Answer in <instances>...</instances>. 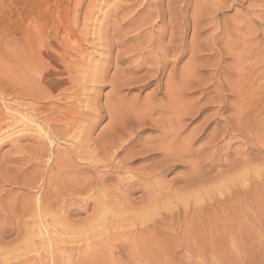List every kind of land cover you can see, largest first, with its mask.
Masks as SVG:
<instances>
[{
    "label": "rangeland",
    "instance_id": "rangeland-1",
    "mask_svg": "<svg viewBox=\"0 0 264 264\" xmlns=\"http://www.w3.org/2000/svg\"><path fill=\"white\" fill-rule=\"evenodd\" d=\"M92 1L93 0H0V195L2 197V198L0 197V204H1L0 215L1 216L3 215L5 217L3 218V216L2 217L0 216V219L1 220L6 219L8 226L11 223L10 226L13 227V225L15 226L16 223L18 222L21 223V221L26 220L23 215L24 212H26L27 210L31 211V209H33V207L37 205V201H41V212H42L41 233H43L44 235L43 236L41 234L42 235L40 241L41 245L39 244L37 246L38 249L40 246L41 250H38L37 252L34 251L33 245L36 244L39 240L36 237L31 236V234H28V238H30L27 240L28 246L30 245L29 241H31V243L34 244L33 245L31 244L32 247L30 246L29 249L25 250L26 254L24 252L22 253L21 251L12 252V249L16 245L15 242L19 240V238H17L18 236L17 233L20 234V231L17 230V232L7 237V239L1 241L3 242V244L1 243L3 246L5 244L6 245L8 244V246L10 247L8 249H10L11 251L6 256L5 255L2 256L0 254V261H2L3 258L5 259L8 258L11 259L10 261L13 264H16L21 259H27L30 264H36L38 261L39 264L40 263L41 264H81V263L82 264H154V263L155 264H264V217H263L264 216V167H262L264 165L263 162L264 150L261 151L262 148H264V146H262L264 142V134H263L264 133V77H263L264 76V31H263L264 17L262 18L261 16L257 17L259 14L258 11L263 10V8L260 7L263 6L262 5L263 3L262 2L260 3L259 1H257L258 3L257 2L255 3L254 1H248V0H242V1L240 0L237 1L236 0H180V1L152 0V2L151 0H149L150 2L148 0H135V1L134 0L133 1L96 0L94 2ZM174 2L177 3L179 2L178 4L176 3L177 6H175V8L174 5L176 4H174ZM249 2H251L252 4ZM169 3L171 5V9ZM185 4L187 5L185 6ZM248 5L250 7H248ZM119 6L121 7L119 8ZM201 7L204 8L201 9ZM255 8L257 10L259 8V10L255 11L256 10ZM168 10L171 11L169 12ZM210 10H212L211 13ZM147 11L148 13L151 14L153 13L154 16H155L154 13L165 14L163 22L158 24L157 27L146 26L143 29L136 31V28L140 25V22H143L148 18ZM197 11L199 12L196 13ZM85 12L87 14H84ZM169 13L170 14L172 13L174 16L170 21L171 23L173 22L172 23L173 25L171 24L172 27L169 24V18L167 16ZM201 13H203L201 19L203 20L205 16V19L207 20L204 19L203 20L204 22L201 21L202 23H199V25L196 26L194 25V19L196 16H198V14ZM256 13H258L257 16L255 15ZM89 14L91 15V17H89ZM84 15H88V20L83 17ZM75 16L78 21L76 20ZM212 18L215 20V22ZM71 23L73 24V27L69 28L70 26H72ZM208 23H210V25ZM240 26L243 27L241 28ZM225 28H227L228 31L226 29V32L224 33ZM99 33H101L102 37L103 36L105 37L106 41L99 39ZM170 34L172 35L173 38L171 40H174V42L172 41L173 45H170L171 44L169 40ZM246 35L248 37H246ZM63 36L64 38L65 36L66 37L68 36L67 39H69V42L71 41L70 42L71 44L75 42L74 41L75 39H77L75 43H81V46L83 45L82 48L83 51H85L83 53L84 54L86 53L85 56L86 55L88 56V57L86 56V59H89L91 57L90 58L91 61L97 64H103L105 61L104 58H109L112 62H114L115 58L118 59L121 57L123 58L124 56L122 55H126L127 59L129 58L134 62L138 59L137 57H139L140 54L137 55L130 54L131 56H129V54H124V52H127L130 49V47L131 48L138 46L144 48L148 47L144 50L142 55L144 56L145 59L148 55L149 58H153L155 60L154 61L153 59L150 60L147 57L148 60L146 59L145 62H143V60L139 59V61H141L144 64L145 68L141 69L138 73L134 74L135 80H134V76H132L134 81L132 82L134 84L132 83V85L126 86L122 92V96L125 97V103H126L123 112L125 113L127 118L122 112L123 115L121 119V126L122 128H124V130L127 133L132 135L133 134L137 135V140L140 143L150 142L154 140L158 136V133L156 131H153L154 128L151 125L148 124L141 125L137 123L136 120H134L136 119L135 117H137L135 111L137 112L138 110L144 109L145 108L144 104H147L150 101L151 102L153 101L154 102V103L152 102L153 104H157V102H161V101L163 102L165 100L164 93L166 90L165 86H167V81H169L168 76H171L172 79L174 77V80L176 79L178 83L180 82V80L177 79L179 73L182 70H185L186 77H188L189 80L187 82L188 83L187 87L189 86L190 89V90H186L188 88L185 89V91H187L186 99L188 103L190 102L199 103L197 105L198 108L200 107L202 109L201 107L202 105L205 106L204 104L207 105L209 104L207 103V101L209 102V100H212V98L215 99V100L213 99L212 104H209L211 106V110L204 111V113L202 112L200 117L197 119L187 118L185 120L184 123L187 125L185 127V134H191L195 128H200V125L202 124L204 117H207L209 116V114L211 115L214 113L215 116L218 117V118L215 116L211 117L208 124L206 126H203L204 129L201 128V130L199 129L197 130L198 131L196 132L197 136L193 139V143L191 142V147L194 150V153L187 158V161L189 160L188 161L189 163L185 162L186 159H183L180 161V163L174 162L170 164L169 167H171V169L167 171L160 178V183L165 184L164 186H166V190L169 191V193L171 192L177 193L179 189L180 190L184 189L186 185L196 183V185L198 186L195 187L198 188L201 187L200 190H197L200 196L199 198L201 204L195 207L193 204H188L189 208L192 207L196 208L205 205L206 206L205 209H207L209 204L210 209L208 208L209 212H207L209 213V217L214 220L219 218L218 220L223 222L226 218L225 214L229 211L228 205L232 202V200L229 199H231L232 195L233 194L235 195V192H237V190L235 189L238 188V190H240L243 188L244 185L248 184L249 182L250 188L251 186L252 188L249 189V191L251 192L248 191L246 195L248 196L249 199L248 200L249 207H251V209L249 210L250 220L247 221L248 224L250 225L249 226L250 232L247 242L245 244V248H241L237 250H230V249L224 250V248H222L221 250L219 249L217 251V254L215 253L213 255L209 254L208 253L209 251L207 252L202 251L199 254L198 253L196 254L195 252H189V250H185L183 245L180 243L181 241L180 237H176V235L172 237L171 234L165 233L164 235L167 238L166 245L168 244L167 245L168 247H166L165 250L164 249L155 250L157 248H153V250H149V249L143 250L142 251L143 253L134 252L129 254L128 251L125 250V247H123L124 244H127L129 246L130 244L137 242V244L139 243L141 245L142 241L145 240L147 242H152V244L155 246L159 245V247H162L164 243L160 242L162 240L161 238H160L161 240L157 238L155 241L156 237H151L147 234H145L146 236H143L145 237V239L143 238V240L140 239L141 236L139 234L132 236L130 235L129 237H126L122 232L125 231V229L116 230L113 224L108 223L106 225L105 224L106 222L103 220H101L100 222V219L96 217L98 216L99 210H101L102 208H108L109 206L104 205V206H100L101 209H97L100 207L96 208L97 205H95L96 204L95 202L99 201L101 198L100 197L101 195L99 193H97L99 194L97 197L95 193H94L95 195L94 194L92 195L89 201L90 205L88 204V207H86L82 203H79L78 201L79 198L75 195L76 193L73 194V191L71 189L74 187L73 184L74 185L78 184V186L77 185L75 186L78 189L80 188L83 179L87 178L89 180L90 178V180H95L96 179L95 177L100 175L98 174V172L101 173V171H103L104 169H101L100 167V169L98 168L99 171L95 173H92V171L83 170L84 169L83 166H86L85 168H88L90 166L89 162L87 163L86 161V164L89 165L87 166L84 160H80L77 157L75 158L74 154H72V152H74L75 145L73 146L71 143L72 142L73 144L76 143V146L80 144L76 140L73 141L74 138L68 139V141L70 140L68 142L67 140L66 141L61 140V137L55 134H54L55 137L53 136V133L56 132L57 130L54 131L56 126H52L53 123L51 122V119H54V116L58 115L56 113L60 112L62 107L66 108L69 105L70 103L69 100L67 101L61 100L62 101L61 102L59 100L61 95H57L58 92L57 94L53 92L54 90L53 87L49 85L47 86V91L49 90L51 92V95L53 94L52 96H55L53 97L55 100L51 98L50 101L47 100L43 102V104H41V40L42 41L45 40L49 42L51 45V49L54 52L55 49L57 48V44L59 45L60 42L62 43L64 41ZM107 36L109 38H107ZM111 37L112 39L110 40ZM215 37L218 38H216L215 40ZM158 38L159 40H157ZM219 38H220V42H219ZM107 39H109V41L111 42H109ZM213 39L215 42H213ZM150 40L153 41L157 40L158 42H160L159 44H161L163 48H160L162 47L161 45H159L160 47L157 46L159 47L158 48L159 51L157 50L156 52L157 47L154 46L156 43L152 41L153 43L152 46L151 42H148ZM106 42L107 44L111 43L112 45L111 51L113 52L107 53L106 51H104L101 45L105 46ZM174 44L177 47H180L181 45V47H183L184 51L186 52L183 55V57H181V59L180 58L178 59L177 57H176L177 59L172 58V56L178 50V48ZM168 45H170L171 47H169ZM224 45H226V47ZM166 46L168 48V51H166L167 62H163L160 60V57L163 56L164 53L163 49L166 48ZM224 47L230 51L227 50L226 52V49ZM175 48L177 49L175 50ZM160 49L162 50V53ZM105 52L107 54H105ZM249 53L250 55H248ZM155 54L157 56H155ZM236 55L239 57H236ZM175 59L177 60L176 62ZM240 59L241 60L243 59L242 60L243 62L240 61ZM156 60L159 61V63L161 61L160 65L163 67V68L161 67V72L162 71L163 72L162 74L160 72L159 76H155L153 72H149V71L147 72V70L151 69V67L155 68L153 67V65L157 66ZM163 63L165 65H163ZM234 63L236 64V66L238 65V67L236 66L233 67ZM118 64L119 65H117V67L119 70L121 69L123 70L125 69V67L129 66L127 61ZM234 69L237 70L238 74L237 72H234L235 71ZM113 71L114 68L112 69L110 68L108 70V74H107L108 77H111L113 75L112 73ZM228 72H229V76L227 77ZM232 72L235 74H233ZM172 74H174V76ZM236 75L237 76L239 75L238 78L236 77ZM224 76L227 77L228 79L233 78V80H235L236 78V81L241 80L239 79L241 77L243 79L247 78L245 80L248 85L245 83V80L243 82L241 80L240 82H242V84L236 81H233V83L229 82L231 85L233 84L231 87L229 83H226L230 80H228ZM191 78H193V80ZM249 81H251V83ZM235 82L237 84H235ZM191 83H194V85L190 86ZM220 85H222L223 87L221 86L219 88ZM242 87L243 89H241ZM110 91H111V85L109 83L107 84L105 83L104 86L102 85L98 88L96 94L98 93L97 103L99 107L104 106L106 103L112 102L111 97H109L111 101H109L106 98V96L109 95ZM69 95H67V98H70L71 100L73 98H76L75 95L73 94H69ZM217 96L219 97L223 96L224 99L222 98L221 100ZM227 97L229 98L227 99ZM235 97H239V98L233 100L235 99ZM76 99H83L84 101L85 96H78V98ZM143 100L145 101V103H143L144 102ZM53 101L56 103H54ZM239 101L241 103H244V106H246L245 108L246 110L244 111L245 118L248 117L247 121H249V123L253 125L252 126L253 128L251 127V124L249 125L248 123L249 129L240 128V130L239 129L236 130L235 128L234 129L232 128L231 130L229 131L227 130L225 132L223 130L222 125L224 122L226 123V121L229 122V120L232 117V113H233L232 110H234L236 107L239 106L237 105L240 104ZM151 102L150 104H152ZM222 105L225 107L222 109L223 113L221 110L216 112L217 108H219V106ZM41 106H42V111H41ZM136 107L138 110L136 109ZM59 108L61 109L59 110ZM49 112L53 114L55 112V114L51 115ZM250 112L252 118L249 115ZM8 115H10V117ZM45 115L48 116L46 117ZM157 115L159 114L157 113L153 114L151 118L156 119L158 117ZM48 117L49 119L50 117L52 118L49 120ZM100 117L101 118H99V120L95 123V125L92 126V129L90 130L88 137H90L92 141L96 140L98 142L99 140H101L100 144H102L103 141L106 140L105 138L108 137L107 129L109 127V122L104 112L100 114ZM4 118L5 119L8 118L11 121L8 119H7L8 121H6ZM15 119L16 121H19V123H17ZM1 121H3L2 122L3 126L1 124ZM216 121L217 123H215ZM5 124H7L8 127ZM47 125L53 129H51ZM243 129H245V131ZM102 130L105 133H103ZM246 130L249 132L248 134ZM259 130L260 131L262 130L261 133L259 132ZM223 131L228 135L223 133ZM212 132L216 134V137L213 136L215 134H213ZM233 132L236 133L233 134ZM250 132L252 133V135L250 134ZM257 132L259 133L258 135L260 136L257 135ZM101 133L104 134L105 136L101 135ZM244 133L246 136L244 135ZM223 134H225L228 137H226ZM219 135L221 136V138H219ZM229 135L230 136L235 135V136L234 137L231 136L230 138ZM256 135L258 136V138ZM252 136H254V138H252ZM212 137H214L215 139L217 138L215 145L219 149L214 144L211 143L210 139ZM226 138L227 139L230 138L233 140L230 139L227 140ZM102 139L105 140L102 141ZM244 139L245 140L248 139V141L251 140L249 142V144L251 145L250 146L248 145L250 151L249 149L246 150V147L244 146V142H245ZM188 140H186V144L187 142L190 143L189 142L190 140L189 141ZM243 140L244 142H242ZM92 141L90 140L89 143L90 146L92 145V148H94L95 145L97 146L98 143L100 142L99 141L97 143L96 141L95 142ZM208 143H210L209 144L210 146L208 145ZM236 147L238 148V150ZM129 148H130L129 151L138 150V148L134 146ZM241 149L243 150V152ZM79 150L80 151L82 150V152L84 150L87 151V149L83 150L82 148H79ZM211 152L212 154H210ZM58 153L59 155H61L60 153H62L65 156V158L73 162V163L71 162L72 163L71 167H73L72 169H70L71 173L67 171L66 172L67 174L66 173L62 174L60 172L59 174L61 175L56 174L58 171L54 163L55 160L54 156L57 155ZM260 158H262L263 160L262 159L260 160ZM255 159L260 160L258 165H256L257 163L254 162ZM192 160L194 161L192 162ZM243 160L245 164L246 161L248 162L250 161L248 164L249 166H246L248 173H250L248 174L249 181L243 183L244 181L242 179H237L233 182V185H235L233 186L232 182L230 181L228 182L227 180L231 179V176L234 175L235 170H236L235 174L237 171L239 172L238 175L243 174L242 173V171L244 170L243 167L240 168L241 165L238 166V164H242L241 161ZM150 162L151 161H148V163L147 161L138 162L135 163L133 166H131V168H139L140 166H144L146 164H149ZM74 163H76L78 167L74 166L75 165ZM192 164L193 165L195 164L194 174L193 172L192 173L189 172V170L191 171V168H189V166L193 167ZM236 167L238 168V170ZM76 168H80V169H76ZM254 168L255 171L253 172L252 170H254ZM110 170L113 171L112 168H110ZM256 170H258L257 173ZM74 171H76L77 174ZM199 173H201L202 175ZM230 173L232 174L230 175ZM116 174L117 173L115 171V175ZM224 174H227L226 177ZM228 175L230 176L227 177ZM257 175H260L259 176L260 178L257 177ZM57 176H60L59 178L62 179L60 180L58 178L60 181L58 179L56 181ZM65 176H67V179H64L66 178ZM52 177H55V179L53 180ZM190 177L191 178L193 177V180L192 179L190 181L186 180ZM250 177H252L253 181L251 180ZM68 179H70L69 181H71L72 179V182L74 183L71 182L72 183L71 184L70 182H68ZM258 179L260 180L258 181ZM54 181L55 183L57 182V184H54L53 183ZM260 181L263 183V185L261 184ZM224 182L226 183L224 184ZM104 184H106L104 185L105 187L107 186L111 187L113 186L112 184L115 183L114 181L111 182V180H107V181L105 180ZM256 184L259 186L258 188ZM55 185L57 186V188ZM58 186L59 188L60 187L61 188L58 189ZM69 187L72 194L69 191ZM177 188L179 189L177 190ZM217 189L220 191H218ZM68 192L70 193V195ZM230 192H232L233 194ZM214 194L216 196H214ZM56 196L59 198L58 201ZM93 196L95 199L93 198ZM143 196H144L143 192L136 189L129 195L128 197L130 199L129 202L134 205L138 204V206H140L143 203V199H144ZM172 197L173 195H170L169 199L168 197L163 199V202L164 200L165 201L168 200V202H166V204L164 202V204L157 207L158 208L157 211L155 210L151 212V216L154 215L153 217H155L154 219L159 218L157 214L160 212H164V213H168L169 211L175 212L179 208L182 212L183 208L188 209V206H185V204H182V202L180 201L176 202L175 200H172ZM194 198L195 197H191L188 199V201L192 203V201L194 202L193 200ZM54 199H56V201ZM68 199L70 200V202L71 201L73 202L67 204L66 202L69 203V201H67ZM57 202L58 204L59 202L61 204L58 205ZM179 203L181 204L180 207H179ZM241 203L244 204V201H241ZM25 204H27V207ZM66 204L69 205V207H67ZM211 204L213 205V207ZM60 205L62 210L60 208ZM22 207H24V209ZM225 207H227V209ZM242 208L246 210L245 206H243ZM21 209L25 211H22ZM6 210L7 212H5ZM1 211L4 213H2ZM95 212L97 213V215ZM5 213L7 214V217ZM20 214L23 215L24 217L22 220H18V218L21 219ZM93 214L94 216L96 215L95 216L96 218L93 216ZM11 215L14 219L9 220L8 217H10ZM182 216L183 215H180L179 219H181ZM29 221H28V228H32V226L34 225L31 221L30 222ZM90 221L94 223H90ZM174 221H175L174 223H176L177 225L175 219ZM129 222L130 220H125L124 222L122 221L119 224H129ZM260 222H262L263 224L262 227L260 226ZM87 225L89 227H87ZM104 226H106L107 228L105 227L106 228L105 229ZM223 228L225 229L226 227H221V224L219 227L217 226V230L218 232H220V235L222 236H223L222 232L224 230ZM112 231L115 233H113ZM45 232L46 234H44ZM116 233H118V235ZM115 235L116 237H118L117 239H114L116 238ZM131 240L134 242H132ZM221 240L223 241V244H228L226 240L223 239ZM112 242L113 244H110ZM97 255H99V257H97ZM16 256L17 259H15Z\"/></svg>",
    "mask_w": 264,
    "mask_h": 264
},
{
    "label": "bare ground",
    "instance_id": "bare-ground-1",
    "mask_svg": "<svg viewBox=\"0 0 264 264\" xmlns=\"http://www.w3.org/2000/svg\"><path fill=\"white\" fill-rule=\"evenodd\" d=\"M96 0H93L92 2H94ZM129 1H133V0H129ZM128 1V2H129ZM135 1V0H134ZM149 1V0H148ZM170 1V0H169ZM172 1V0H171ZM180 1V0H179ZM237 1V0H236ZM242 1V0H240ZM248 1H254L255 3L257 1H259L260 3L262 2L263 6H260L263 8V10H258L256 9L255 11H258V13H256L255 15L258 16L257 17H264V0H248ZM150 2V1H149ZM152 2V0H151ZM247 2V1H246ZM148 3V2H147ZM167 3V2H166ZM177 2H174V4H176ZM179 3V2H178ZM177 3V4H178ZM251 3V2H249ZM258 3V2H257ZM120 4V3H119ZM131 4V3H130ZM151 4V3H150ZM157 4V3H156ZM173 4V2H172ZM174 5V8L175 6ZM181 4V3H180ZM252 4V3H251ZM126 5V4H125ZM168 5V4H167ZM170 5V3H169ZM187 4H185L186 6ZM127 6V5H126ZM258 6V5H257ZM117 7V6H116ZM121 6H119L120 8ZM125 7V6H124ZM248 7H250L248 5ZM252 7V5H251ZM128 8V7H127ZM177 8V7H176ZM181 8V7H179ZM184 8V6H183ZM186 8V7H185ZM204 8V7H201V9ZM206 8V7H205ZM143 9V8H142ZM170 9H171V5H170ZM178 9V8H177ZM248 9V8H247ZM208 10V8H207ZM169 11V10H168ZM171 11V10H170ZM169 11V12H170ZM172 11H175V10H172ZM178 11V10H177ZM180 11V10H179ZM200 11V10H199ZM199 11H197L196 13H198ZM212 10H210V13H211ZM87 12V11H86ZM84 13V14H87V13ZM150 12V11H149ZM151 12H154V11H151ZM164 12V11H163ZM202 12V10H201ZM148 13V11H147ZM173 13V12H172ZM168 14V18H169V24L171 26V19L174 17L173 14ZM215 13V12H214ZM253 13V12H252ZM255 13V12H254ZM83 14V13H82ZM81 14V15H82ZM92 14V13H91ZM155 16L153 15V13H148V18L146 20H144L143 22H140V25L136 28V31L138 30H141L143 29L144 27L146 26H155L157 27L158 24L162 23L163 22V19L165 17V14H156L154 13ZM203 13L201 14H198V16L195 17L194 19V25H199V23H202L201 21H203L205 19V16H204V19L202 20L201 19V16ZM216 14V13H215ZM206 15V14H205ZM254 15V14H253ZM82 17V16H81ZM85 19L88 20V15H84L83 16ZM89 17H91V15L89 14ZM207 17V16H206ZM211 17V16H210ZM76 18V16H75ZM74 18V19H75ZM80 18V17H79ZM91 19V18H90ZM145 19V18H144ZM175 19V18H174ZM173 19V20H174ZM210 19V18H209ZM213 19V18H212ZM77 20V18H76ZM75 20V21H76ZM85 20V21H87ZM176 20V19H175ZM207 20V19H205ZM214 20V19H213ZM247 20V19H246ZM78 21V20H77ZM90 21V20H89ZM210 21V20H209ZM249 21V20H248ZM247 21V22H248ZM264 21V20H263ZM204 22V21H203ZM212 22V20H211ZM215 22V20H214ZM246 22V21H245ZM68 23V22H67ZM78 23V22H76ZM120 23V22H119ZM124 23V22H123ZM165 23V22H164ZM240 23V22H239ZM244 23V22H243ZM69 24V23H68ZM72 24V23H71ZM74 24V22H73ZM73 24L72 26H70L69 28L73 27ZM210 25V23H208ZM247 24V23H246ZM249 24V23H248ZM66 25V24H65ZM77 25V24H76ZM75 25V27H76ZM173 25V24H172ZM244 25V24H243ZM195 26V27H196ZM263 26V25H262ZM66 27V26H65ZM172 27V26H171ZM194 27V28H195ZM199 27V26H198ZM241 28L243 26H240ZM245 27V26H244ZM60 28V27H59ZM240 28V29H241ZM264 28V27H263ZM73 29V28H72ZM226 29L225 28V31L224 33L226 32ZM64 30V29H63ZM85 30V29H84ZM110 30V29H109ZM120 30V29H119ZM174 30V29H172ZM115 31V30H114ZM216 31V30H215ZM228 31V29H227ZM255 31V30H254ZM262 31V30H261ZM264 31V29H263ZM79 32H82V31H79ZM134 32V31H133ZM142 32V31H141ZM231 32V31H230ZM65 33V32H64ZM72 33V32H71ZM106 33V31H105ZM171 33V32H170ZM196 33V32H195ZM228 33V32H227ZM226 33V34H227ZM256 33V32H255ZM58 34V33H57ZM69 34V32H68ZM67 34V35H68ZM103 34V33H102ZM173 34V33H172ZM229 34V33H228ZM122 35V34H121ZM174 35V34H173ZM84 36V34H83ZM106 36V35H105ZM137 36V35H136ZM170 36V37H169ZM168 37L170 38V45H173L172 44V41L174 42V40H171L173 39L172 38V35L170 34ZM212 36V35H211ZM234 36V35H233ZM232 36V37H233ZM252 36V35H251ZM68 37V36H67ZM67 37L63 36L64 38V41L58 45L57 44V48L55 49V51L53 52L52 49H51V45L49 42L45 41V40H41V104H43V102L49 100L55 96H52L51 95V92L48 90L47 91V86L51 85L53 87V92H55L57 95H61L59 100L61 101H67L69 100V105L66 107V108H59L60 112L56 113L58 115H55L54 116V119H51L52 117H50L51 119V123L52 126H56L54 131L56 132H52L53 133V136L54 134L61 137V140H64V141H68V139H73L76 140L80 145L76 146V143L73 144V142L71 143L73 146L75 145V149H74V152H72V154H74L75 158H79L80 160H84L85 161V164H86V161L87 163L89 162V166L88 168H85L86 166H83L84 169L83 170H88V171H92V173H95L98 170V168L100 169H104L103 171H101V173L98 172V175L97 177H95L96 179L95 180H89L86 178V179H83V182L81 183L80 185V188L77 189V187H75L76 185L78 186V184L71 186L73 188L72 191H73V194H75L79 199V203H82L84 204L86 207H88V204L90 205V198L92 197V195L95 193L96 194V197L100 194L101 198L99 201L95 202L97 205V207H100V206H109L108 208H97V209H101L99 210V213H98V216L96 212V217H98L100 219V222L101 220L105 221L104 223L107 225L108 223L110 224H113V226L115 227V229H125V231H122L124 233V235L126 237H129L130 235H136V234H139L141 237L140 239L143 240V238L145 239V237L143 236H146L145 234L151 236V237H156L155 238V241L156 239L158 238L159 240H161L160 242L164 243L162 247H159L158 246H155L152 244V242H147L145 240L142 241L141 245L137 242L135 243L132 238V244H130L129 246L127 244H124L123 247H125V250L128 251L129 254L131 253H134V252H139L141 253L143 250H153V248H157L155 250H160V249H166V247H168L166 245L167 243V238L166 236L164 235L165 233H169L172 235V237L174 235H176V237H180V243L183 245V247L185 248V250H189V252H195L196 254L202 252V251H209L208 253L209 254H217V251L222 248H224V250H227V249H230V250H237V249H241V248H245V244L247 242V239L249 237V224L247 221L250 220V212L249 210L251 209V207H249V203H248V196L246 195V193L249 191L250 188V184H249V179H248V170H247V167L246 166H249V162L246 161V164L243 161H241V163L243 164H238L241 165L240 168L243 167L244 170L246 171H242L243 174L241 175H238L239 172L235 174V171H234V175L231 176V179L230 180H227L228 182H232V185H233V182L237 179H242L244 182L243 183H246L248 182V184L244 185L242 189L237 190V192H235V195L232 193V198L229 199V200H232V202L228 205L229 207V211L225 214L226 218L225 220L222 222V221H219L218 219L214 220V219H211L209 217V212L208 211V208L210 207V205L208 204V208H206V206H201V207H196V208H189V205L188 204H193L194 207L201 204L200 202V196L197 192V190H200V188L198 187H195V186H198L196 185V183L194 184H188L184 187V189L180 190L179 188H177L178 192L177 193H169V191L166 190V186H164L165 184L164 183H160V178L167 172L171 169L170 164L174 163V162H179L183 159H186L185 162L189 163L187 161V158L189 156H191L193 153H194V150L192 149L191 147V142L193 143V139L197 136L196 135V132H198L197 130H201V128H203V126H206L208 124V122L210 121L211 117H214L215 116V113L214 114H209V116L207 117H204L203 118V121H202V124L200 125V128H195L193 130V134H185V127L187 126L184 122L187 118H199L201 113L204 111H207V110H211V106L209 104H212L213 103V99L212 100H209V102L207 101V103H209L208 105L207 104H204L205 106H201L202 109L198 108L197 105L199 103H188L187 101V95H186V90H190L189 89V86L187 87L188 85V77H186V73H185V70H182L180 73H179V76H178V80H180V82L177 83V80L175 79L174 80V74H172L173 76V79L171 78V76H168L169 78V81H167V86L166 87V90H165V93H164V101L162 102H157V104H153L151 101L152 104L146 103L147 104H144V109H141V110H138L137 107L136 109L138 110L137 112L135 111V114L137 117H135L136 119V122L141 124V125H145V124H148V125H151L154 130L153 131H156L158 133V136L150 141V142H144V143H140L138 142L137 140V135H132V134H129L127 133L124 128H122L121 126V119H122V112L124 111V107H125V97L122 96V92H123V89L128 86V85H132V83L134 82L133 81V78L132 76H134L135 73H138L141 69L145 68L144 67V64L139 61V59L143 60V62H145L146 59L144 58V56L142 55V53L144 52V50L148 47H141V46H138V47H130V49L127 51V52H124V54H129V56H131L130 54H140L139 57H137L138 59L136 61H132L130 60L129 58L127 59L126 58V55H122L124 56L123 58H115V61L112 62L109 58H104L105 61L103 64H97V63H93L91 61V57L89 59H86V56L83 52V48L81 46V43H75L77 39H75L74 43H70L69 42V39H67ZM104 37V36H103ZM101 33H99V39L100 40H103V41H106L105 37L103 38ZM120 37V36H119ZM159 37V36H158ZM174 37V36H173ZM231 37V36H230ZM229 37V38H230ZM246 37H248L246 35ZM61 38V37H60ZM84 38V37H82ZM107 38H109L107 36ZM161 38V36H160ZM211 38V37H210ZM216 38L218 37H215V40ZM228 38V37H227ZM237 38V37H236ZM254 38V37H253ZM112 39V37L110 38V40ZM124 39V38H122ZM249 39V38H248ZM255 39V38H254ZM60 40V39H59ZM81 40V39H80ZM79 40V41H80ZM109 41V39H107ZM159 40V38L157 39ZM153 41V40H150L148 42H151V45L153 46V42H155L154 46L157 47L161 44H159L160 42L158 41ZM230 40V39H229ZM252 40V39H251ZM123 41V40H122ZM73 42V40H72ZM111 42V41H109ZM121 42V41H120ZM168 42V41H167ZM213 42L214 39H213ZM218 42V41H217ZM219 42H220V38H219ZM227 42V41H226ZM238 42V41H237ZM103 43V42H102ZM114 43V42H112ZM118 43V42H116ZM222 43V42H221ZM225 43V42H223ZM242 43V42H241ZM106 45L102 46V48L104 49V51H106L107 53H110V52H113L111 51V43H108L107 42L105 43ZM215 44V43H214ZM229 44V43H228ZM232 44V43H230ZM239 44V43H238ZM243 44V43H242ZM115 45V44H114ZM144 45V44H142ZM147 45V44H146ZM170 45H168L169 47H171ZM175 45V44H174ZM199 45V44H198ZM151 46V47H152ZM162 46V45H161ZM176 46V45H175ZM201 46V45H200ZM226 47V45H224ZM230 46V45H228ZM227 46V47H228ZM258 46V45H257ZM115 47V46H114ZM150 47V46H149ZM154 47V48H155ZM160 47V46H159ZM156 48V52L158 50V48ZM165 47V46H164ZM177 47V46H176ZM224 47V48H225ZM253 47V46H252ZM101 48V47H100ZM160 48H163L160 47ZM167 48V46H166ZM164 48L163 49V56L160 57V60L163 61V62H167V52L168 51V48L166 49ZM174 48V47H173ZM178 50H177V54L175 53L172 58H180L183 57V55L186 53L183 49V47H177ZM175 48V50L177 49ZM233 48V47H232ZM231 48V49H232ZM171 49V48H170ZM169 49V50H170ZM226 49V48H225ZM256 49V48H255ZM259 49V48H258ZM161 50V49H160ZM196 50V49H194ZM214 50V49H213ZM228 49H226V52H227ZM250 50V49H249ZM103 51V50H102ZM103 51V52H104ZM159 51V50H158ZM172 51V50H171ZM170 51V52H171ZM198 51V50H197ZM215 51V50H214ZM230 51V50H228ZM243 51V50H242ZM255 51V50H254ZM105 52V54H107ZM241 52V51H240ZM250 52V51H249ZM43 53V54H42ZM118 53V52H117ZM155 53V52H154ZM161 53H162V50H161ZM172 53V52H171ZM170 53V54H171ZM194 53V51H193ZM197 53V52H196ZM195 53V54H196ZM211 53V52H210ZM229 53V52H228ZM246 53V52H245ZM259 53V52H258ZM263 53V52H262ZM45 54V55H44ZM152 54V53H151ZM233 54V53H231ZM242 54V53H240ZM109 55V54H108ZM162 55V54H161ZM235 55V54H234ZM250 55V53L248 54ZM110 56V55H109ZM143 56V57H142ZM155 56H157L155 54ZM170 56V57H171ZM246 56V55H245ZM88 57V56H87ZM104 57V56H103ZM106 57V56H105ZM118 57V56H117ZM235 57V56H234ZM236 57H239L236 55ZM149 58V57H148ZM176 58V59H177ZM249 58V56H248ZM150 60L153 59V58H149ZM175 59V62L177 61ZM245 59V57H244ZM251 59V58H250ZM93 60V59H92ZM148 60V59H147ZM155 59H153L154 61ZM235 60V58H234ZM243 60V59H242ZM240 59V61H242ZM126 62L128 63L129 66L125 67V69H121L119 70L117 65H119L118 63H123V62ZM132 61V62H131ZM160 61V63H161ZM169 61V60H168ZM232 62V61H231ZM236 62V61H234ZM243 62V61H242ZM100 63V62H99ZM154 63V62H153ZM152 63V64H153ZM159 61L156 60V65H153V67L155 68H152L151 69H148L147 72H153L155 76H159L160 72H161V65H160ZM189 63V62H188ZM215 63V62H214ZM146 64V63H145ZM155 64V63H154ZM190 64V63H189ZM240 64V63H239ZM243 64V63H242ZM241 64V65H242ZM163 65H165L163 63ZM167 65V64H166ZM146 66V65H145ZM152 66V65H151ZM236 64L234 63L233 67H235ZM150 67V66H149ZM183 67V66H182ZM238 67V65L236 66ZM112 69L114 68V71L112 72L113 75L111 77H108V70L109 69ZM163 68V67H162ZM184 68V67H183ZM191 68V67H190ZM247 68V67H246ZM250 68V67H248ZM191 70V69H189ZM235 70V71H234ZM233 71L234 72H237L236 69H234ZM193 71V70H191ZM256 71V70H254ZM163 72V71H162ZM161 72V74H162ZM171 72V71H170ZM220 72V71H219ZM242 72V71H241ZM173 73V72H172ZM189 73V71H188ZM231 73V72H230ZM233 73V72H232ZM192 74V73H191ZM190 74V75H191ZM227 74V73H226ZM235 74V73H233ZM232 74V75H233ZM238 74V72H237ZM240 74V73H239ZM243 74V73H242ZM189 75V76H190ZM241 75V74H240ZM251 75V74H250ZM151 76V75H150ZM153 76V75H152ZM162 76V75H161ZM229 76V72H228V75L227 77ZM239 76V75H238ZM238 76L236 75V77L238 78ZM243 76V75H242ZM141 77V76H140ZM139 77V78H140ZM191 77V76H190ZM225 77V76H224ZM225 77V78H227ZM231 77V76H230ZM241 77V76H240ZM256 77V76H255ZM264 77V76H263ZM161 78V77H160ZM214 78V77H213ZM224 78V79H225ZM235 78V76H234ZM258 78V77H257ZM141 79V78H140ZM193 80V78H191ZM222 79V80H224ZM228 79V78H227ZM232 79V81H231ZM231 79H228L230 81L226 82V83H233V81H236V78L235 80H233V78ZM242 80V82L247 79H243L242 77L239 78ZM249 79V78H248ZM253 79V78H252ZM134 80H135V76H134ZM174 80V81H173ZM191 80V81H192ZM195 80V79H194ZM221 80V81H222ZM238 80V79H237ZM241 80L239 81H236V82H240ZM250 80V79H249ZM254 80V79H253ZM133 81V82H132ZM216 81V80H215ZM214 81V82H215ZM227 81V80H226ZM198 82V81H197ZM235 82V84H237ZM242 82H240L242 84ZM251 83V81H249ZM107 84L109 83L111 85V91L109 92V95L106 96V98L110 100L109 97H111L112 99V102L111 103H106L105 101V105L102 106V107H99L98 106V103H97V98H98V93L96 94V91H98V88L100 86H104V84ZM165 83V82H164ZM195 83V82H194ZM194 83H191L190 86L194 85ZM221 83V82H220ZM229 83V84H230ZM245 83L247 84L246 80H245ZM249 83V85H250ZM134 84V83H133ZM218 84V83H217ZM224 84V83H223ZM233 85V84H232ZM232 85L230 84V86L232 87ZM240 85V84H239ZM248 85V84H247ZM222 85L219 86V88L221 87ZM225 86V85H224ZM227 86V84H226ZM246 86V85H245ZM110 87V86H109ZM223 87V86H222ZM229 87V85H228ZM244 87V86H243ZM243 87L241 89H243ZM247 87V86H246ZM240 89V88H239ZM237 90V89H236ZM246 90V89H245ZM222 91V90H221ZM108 93V92H107ZM248 93V92H247ZM258 93V92H257ZM55 94V95H56ZM69 94H73L75 95L76 98H78V96H85V99L83 101V99H76V98H73L72 100L70 98H67V95ZM244 94V93H243ZM254 95V93H253ZM70 96V95H69ZM68 96V97H69ZM125 96V95H124ZM226 96V95H225ZM247 96V95H246ZM57 97V96H56ZM72 97V96H71ZM147 97V96H146ZM218 98H220L222 100V98L224 99L223 96L219 97L217 96ZM145 98V97H144ZM229 97H227L228 99ZM236 98H239V97H235V99L233 100H236ZM249 98V96H248ZM54 99V98H53ZM105 99V98H104ZM55 100V99H54ZM215 100V99H214ZM58 101V102H60ZM61 101V102H62ZM129 101V100H128ZM133 101V100H132ZM144 101V100H143ZM242 101V100H241ZM54 102V101H53ZM103 102V103H104ZM235 102V101H234ZM240 102V101H239ZM49 103V102H48ZM56 103V102H54ZM145 103V101L143 102ZM142 103V104H143ZM45 104V103H44ZM59 104V103H58ZM134 104V103H133ZM237 104V103H236ZM48 105H51V104H48ZM55 105V104H54ZM67 105V103H66ZM141 105V104H140ZM138 105V106H140ZM220 105V104H219ZM239 105L238 107H236L232 113V117L231 119L228 121H226V123L224 122L223 123V130L226 132L227 130H231L232 128L236 129V130H240V128H245V129H249L248 128V123L249 121H247V118H245V108L246 106H244V103H241L240 104H237ZM227 106V105H226ZM50 107V106H49ZM65 107V106H64ZM234 107V106H233ZM232 107V108H233ZM51 108V107H50ZM216 108V106H215ZM225 108L223 105L222 106H219V108H217L216 112L218 111H222V109ZM263 108V107H262ZM261 108V109H262ZM52 109V108H51ZM53 110V109H52ZM202 110V111H201ZM41 111H42V106H41ZM62 111V112H61ZM250 111V110H249ZM105 113L107 118H108V122H109V127L107 129V138L105 139H102L105 140L103 141L102 144L101 143V140H99L97 143L98 145L94 148H92V145L90 146V140L92 141V139L89 136V133H90V130L92 129V126L95 125V123L99 120L100 117V114L102 113ZM130 112V111H128ZM247 112V111H246ZM51 115L53 113L49 112ZM124 113V112H123ZM159 114L157 115L158 117L156 119H152L151 116L153 114ZM220 113V112H219ZM223 113V111H222ZM55 114V112H54ZM53 114V115H54ZM134 114V113H133ZM248 114V113H247ZM246 114V115H247ZM4 115V114H3ZM43 115V114H42ZM125 115V113H124ZM131 115V114H130ZM249 115L251 116L252 118V115H251V112L249 113ZM10 117V115H8ZM46 116V115H45ZM48 116V115H47ZM46 116V117H47ZM50 116V115H49ZM133 116V115H132ZM248 116V115H247ZM6 117V115H5ZM126 117V115H125ZM217 117V116H215ZM220 117V116H219ZM3 118V117H2ZM127 118V117H126ZM218 118V117H217ZM216 118V119H217ZM5 119V118H4ZM6 118L5 120L8 121L10 119ZM43 119V117H42ZM49 119V117H48ZM49 119V120H50ZM226 119V118H225ZM229 119V118H228ZM262 119V118H261ZM2 120V119H1ZM14 120V118H13ZM20 120V119H19ZM47 120V119H46ZM48 120V121H49ZM224 120V119H223ZM253 120V119H252ZM11 121V120H10ZM16 121V119H15ZM43 121V120H41ZM46 121V122H48ZM215 121V120H214ZM225 121V120H224ZM3 121H1V124H2ZM17 123H19V121H16ZM50 122V121H49ZM251 122V121H250ZM7 123V122H6ZM14 123V122H13ZM16 123V124H17ZM23 123V121H22ZM45 123V122H44ZM43 123V124H44ZM217 123V121L215 122ZM221 123V122H220ZM219 123V124H220ZM8 124V123H7ZM5 124L7 127L8 125ZM225 124V125H224ZM251 123H249L250 125ZM4 125V126H5ZM46 125V124H45ZM220 125V126H221ZM3 126V124H2ZM48 126V125H47ZM253 125L251 124V127ZM11 127V126H10ZM50 127V126H48ZM47 127V128H48ZM199 127V126H198ZM250 127V126H249ZM6 128V127H5ZM51 128V127H50ZM49 128V129H50ZM253 128V127H252ZM250 128V129H252ZM53 129V128H51ZM105 129V128H104ZM204 129V128H203ZM222 129V128H221ZM220 129V130H221ZM245 129H243L245 131ZM259 129V128H258ZM219 130V131H220ZM52 131V130H51ZM223 131V133H225ZM235 131V130H234ZM243 131V132H244ZM247 131V130H246ZM250 131V130H249ZM262 131V130H261ZM261 131L259 130V132L261 133ZM103 132V130H102ZM222 132V131H221ZM238 132V131H237ZM242 132V131H241ZM254 132V131H253ZM105 133V132H103ZM139 133V132H138ZM213 133V132H212ZM236 132H233V134H235ZM249 132L247 131V134ZM255 133V132H254ZM215 134V133H213ZM212 134V135H213ZM220 134V133H219ZM227 134V133H225ZM223 134V135H225ZM230 134V133H229ZM250 134L252 135V133L250 132ZM259 133L257 132V135ZM264 134V133H263ZM42 135V134H41ZM101 135L105 136L104 134L101 133ZM100 135V136H101ZM228 135V134H227ZM238 135V133H237ZM245 135V133H244ZM256 135V136H257ZM56 136V137H57ZM91 136V135H90ZM156 136V135H155ZM216 137V134L213 135ZM226 136V135H225ZM230 136V135H229ZM232 136V135H231ZM230 136V138H231ZM235 136V135H234ZM232 136V137H234ZM243 136V135H242ZM246 136V135H245ZM244 136V137H245ZM255 136V135H254ZM254 136H252V138H254ZM260 136V135H258ZM257 136V138H258ZM42 137V136H41ZM55 137V136H54ZM102 137V136H101ZM211 137V135H210ZM209 137V138H210ZM218 137V135H217ZM228 137V136H226ZM242 137V138H244ZM58 138V137H57ZM90 138V139H89ZM189 138V140H188ZM200 138V137H199ZM219 138H221V136L219 135ZM224 138V137H223ZM230 138H226L227 140H229ZM248 138V136H247ZM256 138V140H257ZM263 138V137H262ZM217 139V138H216ZM216 139L214 137H212L210 140H211V143L215 145V142H216ZM225 139V140H226ZM246 139V138H245ZM244 139V140H245ZM186 140H188L190 143L187 142L186 144ZM192 140V141H191ZM223 140V139H222ZM230 140H233V139H230ZM235 140V139H234ZM242 140V139H241ZM244 140L242 142H244ZM250 140V139H249ZM255 140V139H254ZM70 141V140H69ZM68 141V142H69ZM75 141V142H76ZM95 141H92V142H95ZM205 141V140H204ZM251 141V140H250ZM248 139L245 140L244 142V146L246 147V150L249 149L248 145L250 146L251 144H249ZM210 142V141H209ZM224 142V141H223ZM227 142V141H225ZM253 142V141H252ZM251 142V143H252ZM258 142V141H257ZM64 143V142H63ZM67 143V142H66ZM95 143V144H97ZM222 143V141H221ZM234 143V142H233ZM70 144V145H71ZM210 143H208L209 145ZM243 145V144H242ZM137 147L138 150L136 151H129V147ZM210 146V145H209ZM212 146V145H211ZM216 146V145H215ZM223 146V145H221ZM220 146V147H221ZM262 146H264V142L262 144ZM217 147V146H216ZM245 147H244V150H245ZM72 148V147H71ZM79 148H82L83 150L84 149H87V151H83L82 150L80 151ZM214 148V147H213ZM218 148V147H217ZM237 148V147H236ZM43 149V148H42ZM62 149V148H61ZM72 149V150H73ZM78 149V150H77ZM208 149V148H207ZM219 149V148H218ZM204 150V149H203ZM215 150V149H214ZM217 150V149H216ZM221 150V149H220ZM238 150V148H237ZM242 150V149H241ZM264 148H262L261 151H263ZM62 151V150H61ZM60 151V152H61ZM91 151V152H89ZM207 151V150H206ZM250 151V149H249ZM252 151V150H251ZM63 152V151H62ZM209 152V150H208ZM240 152V151H239ZM243 152V150H242ZM247 152V151H246ZM65 153V152H64ZM124 153V154H123ZM238 153V152H237ZM61 155H59V153L57 155H55V160H54V163H55V166L57 167V173L56 174H59L62 173H66L67 171L70 172V169H72L73 167H71L72 165V161L68 160L67 158H65V156L60 153ZM71 154V153H70ZM100 154V155H99ZM212 154V152L210 153ZM247 154V153H246ZM264 154V152H263ZM66 155V154H65ZM100 157H99V156ZM195 155V154H194ZM57 156V157H56ZM216 156V155H215ZM74 158V159H75ZM157 158V159H156ZM240 158V157H238ZM156 159V160H155ZM252 159V158H251ZM262 158H260L261 160ZM256 160V159H255ZM254 160V162H256L258 165V163L260 162L259 159H257L256 161ZM259 160V161H258ZM263 160V159H262ZM51 161V160H50ZM78 161V160H77ZM146 162L148 163V161H151L149 164H146L144 166H140L139 168H131V166H133L135 163H138V162ZM194 160H192L193 162ZM72 162V163H71ZM197 162V161H196ZM238 162V161H237ZM240 162V160H239ZM264 162V161H263ZM84 163V162H82ZM195 163V162H194ZM75 164V165H74ZM73 165L78 167L76 165V163H74ZM263 164V163H262ZM261 164V166H262ZM191 165V164H189ZM193 165V164H192ZM218 165V164H217ZM253 165V164H252ZM260 165V164H259ZM80 166V165H79ZM251 166V165H250ZM55 167V168H56ZM82 167V168H83ZM113 169L110 170V168ZM264 167V165L262 166ZM189 168H191V171L189 170L190 173L193 172L194 174V169H195V164L193 165V167L189 166ZM216 168V167H215ZM230 168V167H229ZM237 168V167H236ZM75 169V168H74ZM76 169H80V168H76ZM235 169V168H234ZM198 170V169H197ZM196 170V172H197ZM238 170V168H237ZM115 171L116 174L115 175ZM202 171V170H201ZM253 172L255 171V168L254 170H252ZM258 170H256V173H257ZM76 173V171H74ZM232 172V171H231ZM251 172V173H253ZM71 173V172H70ZM80 173V171H79ZM233 173V172H232ZM230 173V175L232 174ZM67 174V173H66ZM65 174V175H66ZM69 174V173H68ZM77 174V173H76ZM97 174V173H96ZM201 174V173H199ZM228 174V172H227ZM227 174H224L225 177ZM54 175V174H53ZM61 175V174H59ZM93 175V174H92ZM197 175V174H196ZM195 175V177H196ZM202 175V174H201ZM230 175H228L227 177H229ZM63 176V175H62ZM69 176V175H68ZM71 176V175H70ZM73 176V175H72ZM77 176V175H75ZM193 176V175H192ZM219 176V175H218ZM260 175H257V177H259ZM60 176H57L56 178V181L57 179L59 178ZM66 178L64 179H67V176H65ZM216 177V176H215ZM224 177V176H223ZM255 177V176H254ZM72 178V177H71ZM251 180L253 181L252 177H250ZM260 178V177H259ZM52 179L54 180L55 177H52ZM51 179V180H52ZM60 180L62 178H59ZM58 179V180H59ZM63 179V180H64ZM81 179V177H80ZM78 179V180H80ZM193 180V177L191 178H188L186 180L190 181V180ZM198 179V178H197ZM49 180V179H48ZM50 180V181H51ZM59 180V181H60ZM62 180V181H63ZM70 179H68V182H72V179L71 181H69ZM105 180H111V182L114 181L115 184H112L113 186L111 187H105L104 184L105 183ZM216 180V179H215ZM214 180V181H215ZM260 179H258L259 181ZM74 181V180H73ZM49 182V181H47ZM52 182V181H51ZM50 182V183H51ZM64 182V181H63ZM162 182V181H161ZM201 182V181H199ZM220 182V180H219ZM222 182V181H221ZM241 182V181H240ZM239 182V183H240ZM256 182V181H255ZM261 182V181H260ZM54 184H57V182L55 183V181L53 182ZM74 183V182H72ZM71 183V184H72ZM166 183V182H165ZM189 183V182H188ZM215 183V182H214ZM226 182H224L225 184ZM236 183V182H235ZM238 183V182H237ZM242 183V182H241ZM62 184V182H61ZM65 184V183H63ZM69 184V183H68ZM198 184V183H197ZM200 184V183H199ZM255 184V183H254ZM254 184H251V185H254ZM259 184V183H257ZM256 184V185H257ZM261 184L263 185V183L261 182ZM50 185V184H49ZM172 185V184H171ZM190 185H193V186H190ZM202 185V184H201ZM220 185V184H219ZM261 185V187H262ZM54 186V185H53ZM56 186V185H55ZM62 186V185H61ZM64 186V185H63ZM68 186V185H66ZM70 186V185H69ZM204 186V185H203ZM206 186V185H205ZM208 186V185H207ZM213 186V185H212ZM215 186V185H214ZM235 186V185H233ZM238 186V185H237ZM34 187V186H33ZM165 187V188H164ZM169 187V186H168ZM240 187V186H239ZM259 186L257 185V188ZM57 188V186H56ZM61 188V187H60ZM59 186H58V189H60ZM63 188V187H62ZM68 188V187H67ZM170 188V187H169ZM175 188V187H174ZM205 188V187H204ZM220 188V187H219ZM64 189V188H63ZM139 190L141 192H143L144 196H143V203L142 205L138 206L137 205H134L132 203L129 202V195L134 191V190ZM173 189V188H172ZM65 190V189H64ZM171 190V189H170ZM218 190V189H217ZM68 191V190H67ZM69 191H70V187H69ZM176 191V190H175ZM174 191V192H175ZM209 191V190H208ZM220 191V190H218ZM216 192V191H215ZM251 192V191H249ZM69 193V192H68ZM71 193V191H70ZM69 193V195H70ZM99 193V194H97ZM213 193V192H212ZM219 193V192H218ZM229 193V194H230ZM72 194V193H71ZM94 194V195H95ZM208 194V193H206ZM251 194V193H250ZM170 195H173L172 197V200H175L176 202L177 201H180L182 202V204H185V206H188V209L186 208H181L183 211L181 212L180 208L175 211V212H171V211H167L168 213H164V212H160L157 214V216L159 217L158 219H154L155 217L151 216V212L153 211H157V207H159L160 205L166 204L167 201L164 200L163 202V199L167 198L169 199V196ZM210 195V194H209ZM249 195V194H248ZM206 196V195H205ZM214 196H216L214 194ZM231 196V195H230ZM1 197V195H0ZM57 197V196H56ZM68 197V195H67ZM72 197V196H71ZM76 197V198H77ZM191 197H195L193 200L194 202L192 201V203H190L188 201L189 198ZM203 197V195H202ZM251 197V195H250ZM2 198V197H1ZM73 198V197H72ZM71 198V199H72ZM75 198V197H74ZM94 198V196H93ZM92 198V199H93ZM99 198V197H98ZM97 198V199H98ZM206 198V197H205ZM229 198V197H228ZM95 199V198H94ZM212 199V198H211ZM217 199V198H216ZM251 199V198H250ZM259 199V198H257ZM56 201V199H54ZM59 200V198L57 197V201ZM61 200V199H60ZM196 200V201H195ZM218 200V199H217ZM52 201V200H51ZM54 201V202H55ZM66 202L67 204H70V200L68 199ZM77 201V200H76ZM92 201V200H91ZM95 201V200H93ZM203 201V200H202ZM212 201V200H211ZM241 201H244V204L241 203ZM216 202V201H215ZM36 203V202H35ZM56 203V202H55ZM78 203V202H77ZM48 204V203H47ZM58 204V202H57ZM59 204H61L59 202ZM58 204V205H59ZM63 204V203H62ZM66 204V205H67ZM213 204V203H212ZM211 204V205H212ZM252 204V203H251ZM1 205V204H0ZM3 205V204H2ZM24 205V204H23ZM26 207H27V204H25ZM57 205V206H58ZM65 205V203H64ZM73 205V204H72ZM81 205V204H80ZM175 205V204H174ZM180 203H179V207H180ZM207 205V204H206ZM260 205V204H259ZM258 205V206H259ZM82 206V205H81ZM245 206L246 210H244L242 207ZM5 207H6V204H5ZM29 207V205H28ZM32 207V206H31ZM67 207H69V205H67ZM183 207V205H182ZM213 207V205H212ZM8 208H9V205H8ZM11 208V207H10ZM24 209V207H22ZM60 208H61V205H60ZM71 208V207H70ZM94 208V207H93ZM162 208V207H161ZM165 208V207H164ZM170 208V207H169ZM227 209V207H225ZM3 209V207H2ZM5 209V208H4ZM29 209V208H28ZM31 209V208H30ZM65 209V208H64ZM210 209V208H209ZM9 210V209H8ZM22 210V209H21ZM27 210V208H26ZM62 210V208H61ZM60 210V211H61ZM173 210V209H172ZM176 210V208H175ZM262 210V209H261ZM4 211V210H3ZM22 211H25V210H22ZM70 211V210H69ZM2 212V211H1ZM7 212V210L5 211ZM9 212V211H8ZM13 212V211H12ZM4 213V212H2ZM44 213V212H43ZM69 213V212H68ZM94 213V212H92ZM6 214V213H5ZM23 214V213H21ZM20 214V215H21ZM41 201H37V205H35L33 207V209L30 210H27L26 212H24V217L26 220H23L18 223H16V225L13 227H11V223H10V227L8 226L7 222H6V219H3L1 220L0 219V254L3 256V255H8V253H10V248L8 246V244L6 245H2L3 242H1L2 240L4 239H7V237L11 236L12 234H14L15 232H17V230L20 231V234L17 233V238H19L18 241L15 242V246L14 248L12 249V252H17V251H21L22 253L24 252L25 253V250L26 249H29V247L31 246V244L33 245L34 243H31V241H29L30 245L28 246V234H31V236H34L36 237L39 241L33 245L34 247V251L37 252L38 250H41L40 246H39V249L37 248V246L41 243V236L43 235V233H41ZM23 215H21V219L18 218V220H22L24 217ZM91 215V214H90ZM180 215H183L181 219H179ZM206 215V217H205ZM256 215V214H255ZM1 216V215H0ZM3 216V215H2ZM1 216V217H2ZM47 216V215H45ZM94 216V214H93ZM94 216V217H95ZM260 216V215H259ZM6 217H7V214H6ZM11 217V218H10ZM8 217L9 220L10 219H14L12 217V215ZM95 217V218H96ZM264 217V216H263ZM3 218H5L3 216ZM57 218V217H56ZM63 218V217H62ZM33 223L34 226H32V228H28V221L29 220ZM58 219V218H57ZM98 219V220H99ZM174 219L176 220L177 222V225L176 223H174ZM8 220V221H9ZM60 220V219H59ZM125 220H130L129 224H119L121 223L122 221L124 222ZM29 221V222H30ZM93 221V220H92ZM11 222V221H10ZM96 222V221H95ZM98 222V221H97ZM13 223V222H12ZM90 223H94V222H91ZM99 223V222H98ZM103 223V222H102ZM117 223V224H116ZM14 224V223H13ZM97 224V223H96ZM95 224V225H96ZM221 224V227H226L222 234L220 235V232H218L217 230V226L219 227ZM135 225V227H134ZM86 226V225H85ZM100 226V225H99ZM260 226L262 227L263 224L262 222H260ZM82 227V226H81ZM87 227H89L87 225ZM106 226H104L105 228ZM67 228V227H66ZM107 228V227H106ZM105 228V229H106ZM109 228V227H108ZM251 228V227H250ZM108 230V229H107ZM252 230V229H250ZM261 230V229H260ZM113 232V231H112ZM252 232V231H251ZM107 233V232H106ZM115 233V232H113ZM42 234V235H41ZM46 234V232L44 233ZM118 235V233H116ZM113 235V234H112ZM123 235V236H124ZM138 235V236H139ZM44 236V235H43ZM116 237V235H115ZM118 237L114 238V239H117ZM139 238V237H138ZM161 238V239H160ZM135 239V237H134ZM226 240L228 242V244H223V241L221 240ZM124 240V239H123ZM129 240V239H127ZM140 240V241H141ZM147 240V239H146ZM172 240V239H171ZM114 241V240H113ZM136 241V240H135ZM139 241V240H138ZM173 241V240H172ZM240 241V242H239ZM117 242V241H116ZM226 242V243H227ZM2 243V244H1ZM6 243V242H5ZM124 243V242H123ZM159 243V242H158ZM161 243V244H162ZM178 243V244H180ZM99 244V243H98ZM110 244H113L110 243ZM12 245V244H11ZM41 245V244H40ZM13 247V246H12ZM32 247V246H31ZM89 248V247H88ZM91 249V248H90ZM109 250V249H108ZM163 250V251H164ZM162 251V250H161ZM161 251H158V252H161ZM211 252V253H210ZM41 253V252H40ZM143 253V252H142ZM26 254V253H25ZM20 255V254H19ZM21 255H24V254H21ZM23 257V256H22ZM36 257V256H35ZM97 257H99V255H97ZM101 257H102V254H101ZM28 258V257H27ZM2 259V258H1ZM15 259H17V256L15 257ZM102 259V258H101ZM11 259H8V258H3L2 261H0V264H13L11 261ZM30 260V259H29ZM36 260V259H35ZM100 260V259H99ZM37 261V260H36ZM41 261V260H40ZM34 263V262H33ZM16 264H30L29 261L27 259H21L19 260ZM36 264H39V261L36 263ZM41 264V263H40ZM82 264V263H81ZM155 264V263H154Z\"/></svg>",
    "mask_w": 264,
    "mask_h": 264
}]
</instances>
